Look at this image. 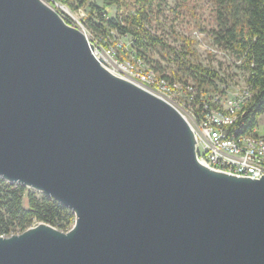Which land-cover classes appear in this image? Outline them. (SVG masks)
I'll use <instances>...</instances> for the list:
<instances>
[{
    "label": "water",
    "instance_id": "water-1",
    "mask_svg": "<svg viewBox=\"0 0 264 264\" xmlns=\"http://www.w3.org/2000/svg\"><path fill=\"white\" fill-rule=\"evenodd\" d=\"M44 0H0V177L75 214L0 235V264H264V175L199 158L171 103Z\"/></svg>",
    "mask_w": 264,
    "mask_h": 264
},
{
    "label": "trees",
    "instance_id": "trees-1",
    "mask_svg": "<svg viewBox=\"0 0 264 264\" xmlns=\"http://www.w3.org/2000/svg\"><path fill=\"white\" fill-rule=\"evenodd\" d=\"M155 0H136L137 7L129 15L117 14L110 17L108 9L122 5V0H104V6L99 7L93 0H62L72 9L88 6L91 10L87 20L93 30L103 40L109 37V31L114 29L120 35H129L130 49L143 57L150 65L162 74L165 69L154 62L148 55L149 50L161 46L171 48L163 37L153 34L149 29V8ZM215 19L217 27L212 30L215 44L239 59L240 68L246 72V82L252 92V97L244 105V114L240 116L238 125L241 131L248 132L259 126L264 114V0H214ZM54 2V1H53ZM98 12L101 23L93 21L92 15ZM65 19L74 25L69 17ZM192 41L187 43L186 50L175 53L173 62H184L191 52ZM173 49V48H172ZM174 50V49H173ZM123 51V50H122ZM179 69L184 73H174L167 77L181 80L191 79L197 86L205 90L218 88L217 82L228 83L216 69L201 64L180 63ZM40 194L41 196H39ZM27 197L28 207L24 206ZM74 213L51 197L42 195L33 189L16 183H10L0 177V235L9 236L21 233L35 222H46L63 231L70 229V221Z\"/></svg>",
    "mask_w": 264,
    "mask_h": 264
},
{
    "label": "built area",
    "instance_id": "built-area-1",
    "mask_svg": "<svg viewBox=\"0 0 264 264\" xmlns=\"http://www.w3.org/2000/svg\"><path fill=\"white\" fill-rule=\"evenodd\" d=\"M128 37L112 29L107 39L91 41L108 69L165 99L184 115L196 133L199 158L208 166L237 175L262 177L264 130L260 132L257 126L243 132L238 125L244 105L252 97L246 78L241 86L217 82V89L205 90L191 79L167 77L172 74H162L130 49L131 38L128 43L122 42ZM208 50L215 57H232L238 68L242 64V59L215 43Z\"/></svg>",
    "mask_w": 264,
    "mask_h": 264
},
{
    "label": "rangeland",
    "instance_id": "rangeland-1",
    "mask_svg": "<svg viewBox=\"0 0 264 264\" xmlns=\"http://www.w3.org/2000/svg\"><path fill=\"white\" fill-rule=\"evenodd\" d=\"M44 1L54 6L64 18L69 17L76 27L86 31L90 40L97 41L98 33L93 30L87 20L91 10L88 6L75 10L62 0ZM70 1L74 2V0ZM93 3L99 7L104 6V0H93ZM135 7H137L136 0H122L120 8L114 5L108 9L109 16L115 17L119 13L127 16ZM148 13L151 32L163 37L171 47L164 49L157 46L147 51L149 57L154 62H158L166 73L182 75L184 72L179 69L180 63L201 64L216 69L222 77L227 78L231 87L243 85L246 73L233 64L232 57L222 55L215 57L209 53L208 47H213L214 44L211 32L217 27L214 0H155ZM92 16L95 23H101L98 12ZM189 40L192 41L191 52L185 57L184 62H173L171 58L175 56V53L186 50ZM129 41V37L122 39L124 43ZM30 190L32 189L28 188V191ZM24 206L28 207L27 197L24 198ZM75 219L74 214L69 224L70 228L74 225Z\"/></svg>",
    "mask_w": 264,
    "mask_h": 264
},
{
    "label": "crops",
    "instance_id": "crops-1",
    "mask_svg": "<svg viewBox=\"0 0 264 264\" xmlns=\"http://www.w3.org/2000/svg\"><path fill=\"white\" fill-rule=\"evenodd\" d=\"M264 114L261 116V118H260V122H261V126L259 127V130H260V132H263V130H264Z\"/></svg>",
    "mask_w": 264,
    "mask_h": 264
}]
</instances>
